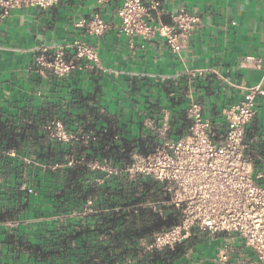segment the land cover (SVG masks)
Returning <instances> with one entry per match:
<instances>
[{
  "label": "crops",
  "instance_id": "obj_1",
  "mask_svg": "<svg viewBox=\"0 0 264 264\" xmlns=\"http://www.w3.org/2000/svg\"><path fill=\"white\" fill-rule=\"evenodd\" d=\"M118 2L102 9L111 26L101 36L89 35L76 23L98 8L97 0H59L46 9L17 7L0 22V264H77L81 256H91L90 264H218L215 258L225 245L233 260L259 264L242 237L230 240L226 232L212 235L199 228L174 257L165 250L153 256L147 236L126 254L116 247L104 249L111 239L109 215L140 207L160 223L171 215L161 181L158 199L137 204L128 201L130 184L116 180L110 195L101 191L109 201L92 207H77L68 189L59 195L76 160L86 163L103 154L102 141L52 136L48 126L55 121L73 133L94 129L110 142L149 152L165 127L173 138L189 132L192 100L201 103L213 122V136L221 139L228 127L224 109L244 99L250 87L264 89V0H163L171 11L183 6L200 16L178 52L161 36L130 38L122 32L115 15ZM160 17L170 19L169 13ZM77 37L97 44L105 69L79 68L65 76L37 70L41 46L68 44ZM248 54L260 58V65L243 64ZM255 100L246 151L255 170H261L264 93ZM120 222L113 223V232L124 227Z\"/></svg>",
  "mask_w": 264,
  "mask_h": 264
},
{
  "label": "built area",
  "instance_id": "obj_2",
  "mask_svg": "<svg viewBox=\"0 0 264 264\" xmlns=\"http://www.w3.org/2000/svg\"><path fill=\"white\" fill-rule=\"evenodd\" d=\"M113 1L118 26L130 38L141 36L149 39L161 36L174 52L189 41L200 16L181 6L177 11L164 7L163 0H97L98 8L88 17L76 23L89 35L105 34L111 23L102 9ZM59 0H0V22L9 17L17 7L36 6L50 8ZM169 13L170 19H161ZM243 64L260 65V58L248 54ZM105 69L101 63L96 43L77 37L68 44L43 45L36 56V68L40 72L65 76L79 68ZM264 93L261 85L249 88L244 99L224 109L227 131L216 139L211 128L212 120L204 115L197 100L189 103L187 112L191 118L189 132L181 137L167 135L168 127L160 131V141L149 152L133 148L130 161L124 165H112L107 160L95 159L92 168L104 171L97 178L104 182L112 174L126 173L135 178L138 173L159 179L170 192L167 204L177 213L170 225L157 230L150 248L174 247L188 239L195 228L212 235L223 231L230 240L242 237L256 252V260L264 264V168L255 170L253 157L247 153L246 133L256 117L255 96ZM50 134L63 141L71 139H96L93 129L73 133L57 120L48 126ZM92 199H88V204ZM218 264H247L243 259L233 260L228 245L216 256Z\"/></svg>",
  "mask_w": 264,
  "mask_h": 264
},
{
  "label": "trees",
  "instance_id": "obj_3",
  "mask_svg": "<svg viewBox=\"0 0 264 264\" xmlns=\"http://www.w3.org/2000/svg\"><path fill=\"white\" fill-rule=\"evenodd\" d=\"M94 130V129H93ZM96 133L97 131L94 130ZM86 132V131H85ZM82 132H79L81 134ZM97 138L94 141H102V156L99 158L97 156L86 159V163L82 159L75 161V165L70 168L67 183L65 187L61 189L59 195H65L66 190L68 189L69 196L75 201L77 207H92L95 206L97 201H109L108 196L104 197L103 192H107L110 195V189L112 188L111 181L116 180L119 184H130L129 193L132 194L130 200L132 204H137L140 201L146 199L156 200L159 198V184L160 180L151 176L138 173L135 178H130L128 174H112L104 182H98L97 178L104 175V171L98 168H92L90 162L95 159L107 160L112 165L124 166L130 161V152L133 148H138L140 151L141 148L138 146L130 145L125 143L123 145L110 142L106 138V135L101 136L97 133ZM106 145H109L108 147ZM145 152V151H143ZM90 174L92 178L90 181H85L84 178L86 175ZM141 176H147V180H143ZM87 178V177H86ZM128 181V182H127ZM139 188H142L139 192ZM161 196L163 198L169 199L170 192L168 190L161 189ZM104 197V198H103ZM110 197V196H109ZM88 199H92V203L88 204ZM129 199V197H128ZM93 210V208L91 209ZM167 212L170 211V216L165 218L162 223L159 222L154 213H148L145 208H130L129 210L124 211L122 214L115 212L112 216L109 215L107 221V230L109 231L110 240L108 245L103 247L120 248L122 253H129L131 250H137L140 247L139 239L143 236L150 238L148 245H150L154 239V233L161 229L162 225H170L177 219V213L172 206H167ZM121 219V220H120ZM121 221L123 228L113 232V223ZM79 231H76L78 233ZM183 242V241H182ZM179 242L172 249V247H166L163 249L150 248L151 254L155 257L161 255L160 250H165L169 257H174L179 251L182 250V245ZM94 247V245L92 246ZM147 249V247H146ZM106 258V257H105ZM80 261L77 264H90L91 256L89 257H80ZM107 259L111 260L112 258L108 257Z\"/></svg>",
  "mask_w": 264,
  "mask_h": 264
}]
</instances>
